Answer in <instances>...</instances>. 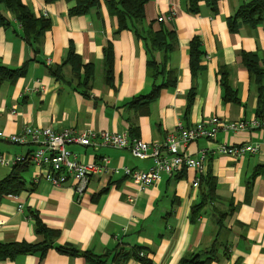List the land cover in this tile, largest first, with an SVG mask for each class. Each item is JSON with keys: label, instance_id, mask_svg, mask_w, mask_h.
<instances>
[{"label": "crops", "instance_id": "0c3cea01", "mask_svg": "<svg viewBox=\"0 0 264 264\" xmlns=\"http://www.w3.org/2000/svg\"><path fill=\"white\" fill-rule=\"evenodd\" d=\"M249 1H220L216 13L202 3L201 12L193 15L183 0H149L147 24L154 31L173 32L177 40L165 61L163 52L149 54L145 42L132 31L116 33L118 20L106 0L99 11L75 17L69 14L72 3L64 0H22L35 16L49 19L51 28L36 51V45L22 37L20 25L4 11L11 24L0 25V66H27V73L16 83L0 87V130L10 136L27 127L58 132L91 128L162 144L179 124L190 127L214 117L228 122L264 118V105L259 111L258 90L242 56L253 53L264 62V21L255 28L242 25L236 33L228 28V18ZM171 13L172 21H158ZM195 39L202 58L193 70L190 52ZM108 43L114 48L112 85L105 81ZM71 50L79 56L82 75L84 67L93 66L94 79L86 94L72 65H65ZM151 57L175 72L176 84L163 89L149 105L140 101L131 105L153 89L148 72ZM223 70L239 102L226 101ZM220 145H258L264 151V126L239 133L220 130L215 141L191 143L184 154L193 158L208 154L203 172L182 169L173 176L164 174L146 189L131 183L122 169L148 170L154 164L152 157L141 160L129 149L71 145L69 150L85 163L110 158L109 172L91 179L79 193L72 183L52 186L43 179L37 181L39 169L29 166L23 174V191L0 201V243L43 242L44 237L35 232L36 214L47 228L60 232L55 246L68 244L104 256L106 264H142L128 256L137 247L145 248L152 264H178L191 252L210 250L215 241L217 257L209 264H264L263 158L224 156L217 153ZM35 148L0 138V155L7 159L27 156ZM14 166H0V181ZM208 175L220 199L193 216L194 207L209 192ZM197 180L199 185L193 187ZM223 214L221 228L217 222ZM55 246L43 256L24 254L0 264H88L85 257L61 254Z\"/></svg>", "mask_w": 264, "mask_h": 264}, {"label": "trees", "instance_id": "16d2710c", "mask_svg": "<svg viewBox=\"0 0 264 264\" xmlns=\"http://www.w3.org/2000/svg\"><path fill=\"white\" fill-rule=\"evenodd\" d=\"M60 0H46L47 3H52ZM72 3L69 14L70 16H83L93 10H100L102 0H64ZM223 0H183L187 11L190 14L197 15L201 12V5L204 3L216 13L218 4ZM109 11L117 17L119 33L124 30L132 31L135 36L144 41L149 54L153 51L164 53L165 61L168 60L169 54L177 45L176 37L173 32L162 29L154 31L152 25L147 24L145 7L149 0H106ZM4 11L9 12L14 20L20 25L22 37L36 45L35 50L39 51V46L44 34L51 28V21L45 17H37L35 14L22 2V0H0V25L8 27L11 20L4 14ZM264 21V0H250L242 4L235 14L228 18V28L231 33L239 31L242 25L249 27H257ZM200 42L195 39L191 43V64L193 70L202 58L200 51ZM151 50V51H150ZM243 60L249 70L251 79L258 90V109L262 111L264 105V62L259 59L256 54L244 53ZM262 63V64H261ZM66 64H71L73 73L78 80V86L86 89V94L90 88V83L94 79V69L92 65L86 66L85 72L80 73L82 63L73 50L70 51ZM105 81L112 85L114 82V48L112 43H108L105 48ZM148 72L154 80L153 89L150 94L136 98L131 105L137 102H144V105H149L157 99L160 92L168 87H173L176 84L177 76L173 71H167L165 63L163 65L151 57L148 61ZM27 73V66L19 69H10L0 66V87L8 82L11 84L23 77ZM221 84L225 89V99L229 102H239L235 91L229 86L227 72L222 71ZM263 116V115H262ZM260 118L261 116H257ZM31 166L29 163H20L14 166L12 172L2 181H0V201L7 195L19 194L23 191V174ZM212 176H206V185H208V194L203 196L202 202L193 209V216L199 209L207 204L218 201L220 198L215 194L212 186ZM225 215L218 216L217 224L223 228V220ZM35 221V232L37 235H42L44 241L38 244L26 242L16 243H0V261L14 260L24 254H41L42 256L54 245L55 241L60 237V232L47 228L36 214H33ZM219 223H222L221 225ZM217 241L207 251L191 252L184 256L178 264H209L216 259L215 246ZM55 248L64 255L72 257L83 256L88 264H106L104 256H98L89 252H81L71 245L55 246ZM143 254V255H141ZM128 256L134 257L142 264H152V260L148 257L145 248L137 247Z\"/></svg>", "mask_w": 264, "mask_h": 264}, {"label": "built area", "instance_id": "2783aa9c", "mask_svg": "<svg viewBox=\"0 0 264 264\" xmlns=\"http://www.w3.org/2000/svg\"><path fill=\"white\" fill-rule=\"evenodd\" d=\"M173 17L174 13H171L168 18H159L158 21H172ZM261 126H264V118L228 122L214 117L190 127L179 124L177 131L168 134L162 144L146 143L138 138L129 137L128 134L98 132L91 128L83 132L73 129L58 132L53 128L27 127L21 134L10 136H6L0 130V138L6 137L17 145L31 143L36 147L27 156L7 159L0 155V166L29 163L39 169L36 176L37 181L43 179L52 186L72 183L76 190L82 193L91 179L104 176L109 172L110 158L105 157L96 163H85L69 150V146L77 144L84 147L107 146L116 149H129L135 158L145 160L152 157L154 159L153 166L148 170H134L127 167L122 169L131 183L140 189H146L158 183L164 174L173 176L182 169H195L198 172H203L208 154L202 152L199 158L184 154L183 150L191 143L200 139L215 141L220 130L239 133L248 132ZM216 150L221 155L235 158H241L247 154L261 155L264 162V151L258 145L232 147L220 145ZM198 185L197 180L193 187Z\"/></svg>", "mask_w": 264, "mask_h": 264}]
</instances>
